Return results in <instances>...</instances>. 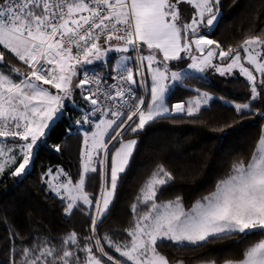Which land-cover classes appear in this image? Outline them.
Returning <instances> with one entry per match:
<instances>
[{"label": "snow or ice", "instance_id": "snow-or-ice-1", "mask_svg": "<svg viewBox=\"0 0 264 264\" xmlns=\"http://www.w3.org/2000/svg\"><path fill=\"white\" fill-rule=\"evenodd\" d=\"M224 7L223 0H0V183L19 186L42 153L63 154L73 140L78 156L75 176L60 165L42 168L38 197L19 210L0 208V264H264V0L243 37L226 46L212 38ZM211 77L218 90H208ZM240 78L245 94L228 99ZM177 88L191 95L170 103ZM216 102L231 116L214 113ZM184 119L224 136L255 120L258 131L247 151L219 161L202 193L177 190L175 173L157 162L125 197V178L153 126ZM77 215L82 230L60 224ZM229 241L238 248L210 247Z\"/></svg>", "mask_w": 264, "mask_h": 264}, {"label": "trees", "instance_id": "trees-1", "mask_svg": "<svg viewBox=\"0 0 264 264\" xmlns=\"http://www.w3.org/2000/svg\"><path fill=\"white\" fill-rule=\"evenodd\" d=\"M225 7L222 9L223 16L212 33V38L218 40L223 46L235 44L238 42L249 28L252 22L251 12L255 8H259L260 0H236L232 4V0H223ZM190 6L184 10L185 15H189ZM264 21V16H261ZM243 78L236 83L234 87L229 88L227 93L228 99H238L245 94L246 89L243 86ZM214 88L208 90L215 91L221 86L216 77H211ZM192 87L200 86L195 81H185ZM227 87V86H225ZM220 95L225 93L220 91ZM191 95L183 88L175 89L170 95V103L181 100H187ZM213 112L220 117H230L232 112L230 109L222 106L220 102L213 105ZM237 132L232 129H226L229 133L224 136L223 133H213L202 125L191 123L189 119L162 121L154 125L155 131L151 132L139 145L138 154L132 172L124 181L123 195L126 197L129 193L134 192L140 187L144 181L150 176L157 162H166L175 173V187L191 196L193 193H202L209 184L210 171H216L219 168V161L227 159L233 151L241 149L247 151L257 135L258 125L255 120H245L240 122ZM224 136L223 139L216 137ZM60 165L69 171L70 175L75 176L78 168L77 144L73 140L69 150L63 154L55 151H48L41 154L37 161L32 174L24 180L19 186L13 185V179H8L6 183H0V208H15L17 210L29 205L32 198L38 197L35 185L37 183V173L45 167ZM199 170V175L194 173ZM2 179V178H0ZM96 186L95 180L88 183V189L91 191ZM42 203L48 204L50 212H55V205L47 201ZM35 215V212L33 213ZM18 222L23 224V213L18 212ZM38 219L43 224H48L49 217L43 215ZM63 228L82 230L85 227L83 217L77 215L70 221H61ZM3 225H0V234H3ZM214 253H224L228 250H236L238 248L232 242H223L210 246ZM195 259L198 253L184 254Z\"/></svg>", "mask_w": 264, "mask_h": 264}, {"label": "rangeland", "instance_id": "rangeland-1", "mask_svg": "<svg viewBox=\"0 0 264 264\" xmlns=\"http://www.w3.org/2000/svg\"><path fill=\"white\" fill-rule=\"evenodd\" d=\"M186 9H188V5H182V11H183L184 15H185L184 10L186 11ZM185 16H187V15H185Z\"/></svg>", "mask_w": 264, "mask_h": 264}]
</instances>
